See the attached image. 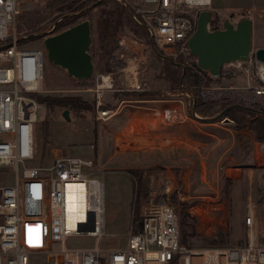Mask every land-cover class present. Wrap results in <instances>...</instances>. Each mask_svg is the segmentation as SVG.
<instances>
[{
    "label": "rangeland",
    "instance_id": "obj_1",
    "mask_svg": "<svg viewBox=\"0 0 264 264\" xmlns=\"http://www.w3.org/2000/svg\"><path fill=\"white\" fill-rule=\"evenodd\" d=\"M66 1L19 0L21 14L17 25L23 49H40L44 53L43 79L38 96L78 97L90 106L88 111L59 107L37 111L34 141L37 156L57 149L73 157L91 159L95 166L90 177L102 183L104 188L102 235L70 237L66 239V247L76 250L97 248L105 256L110 251L124 250L130 229L134 232L139 229V212L138 222H133L136 208L138 210L139 206L146 204L149 196L157 191L156 186L163 185L167 175L175 179L172 199L175 200L177 192L182 193L186 199L179 204L181 216L186 214L194 220L189 222V225L194 227L195 237L187 239L186 247L211 249L244 245L249 233L244 225L248 208L254 217V237L257 241L264 237V146L260 147V144L264 143L255 144L249 138L242 139L237 148H231L229 151L233 158L228 157L225 166L231 170L227 175L223 170L220 171L214 181L209 179L207 161L199 158L197 154L188 155L186 151L189 148L185 146V142L171 140L169 143L165 142V146L158 142L153 144L151 150H146L145 142H141V125L143 127L150 123L149 117L151 114L154 117V113H157L162 105L159 101H180L177 103L178 111H163V116L175 119L178 124H183L184 119L191 118L192 107L187 105L179 91L178 74L182 73V70L180 66L172 67L170 64L171 59L176 58L163 59L162 53L153 46L145 30L136 26L130 19L134 9L142 8L140 0H98L103 1L105 5H90L75 14L68 10H59ZM252 8L257 11L248 12ZM210 10L213 12V22L249 18L252 23V52L264 48V0H212ZM103 11L120 15L122 25L116 34L101 41L98 23ZM78 15L82 17L74 24L88 20L91 26L93 77L86 86L54 66L46 58L43 47V39L47 35L72 26L59 27ZM115 41L118 42L117 46L114 45ZM180 60L182 63L183 60ZM231 73V76L224 79L222 86H246V76L243 72L235 70ZM99 75L107 77L108 81L111 80V89L102 88L104 97L100 99L102 108L107 106L108 109L104 110L111 112L103 119L97 120L95 88ZM135 78L138 87H135ZM249 80L251 86L257 85L253 75L250 74ZM124 91L151 94L149 97L157 101L156 106L151 109L146 108L151 105L150 102H131L125 99L116 101L117 94L123 95ZM112 107L117 109L114 116H111L114 110ZM67 110L69 115L65 118L62 112ZM224 110L215 108L207 115L212 121L222 122L226 113L222 114ZM132 111H136V114L132 122H129L128 114ZM166 112L169 115H166ZM156 116L161 117L157 114ZM236 117H244L245 121L250 119L243 113H238ZM43 121H48L46 137L41 125ZM178 145L182 149L178 150L180 159L186 158L181 160V163L192 166V172L185 182L181 179L182 175L175 172L178 168H172L177 163L174 155H177L175 150ZM182 151H185V154ZM108 159L109 162L104 165V160ZM34 163H38V160ZM26 166L31 167L33 164L28 163ZM129 168H139V171L143 172L142 195L136 206V181L141 174L133 175ZM3 173L0 186L13 185L14 173L11 168L3 169ZM195 205L205 210L206 215L197 219L191 210ZM181 219L180 232L184 230ZM185 231L188 233L190 230L186 228ZM34 262L38 263V260ZM176 264H182L181 260Z\"/></svg>",
    "mask_w": 264,
    "mask_h": 264
},
{
    "label": "built area",
    "instance_id": "obj_2",
    "mask_svg": "<svg viewBox=\"0 0 264 264\" xmlns=\"http://www.w3.org/2000/svg\"><path fill=\"white\" fill-rule=\"evenodd\" d=\"M140 3L142 8L134 9L132 19L145 30L162 58H181V70L188 67L197 71L187 41L195 31L199 12L212 11V0ZM255 11L252 8L248 12ZM20 14L19 0H0V178L5 168L14 173L13 185L0 186V264H170L174 259L182 264H264V237L257 241L253 235L250 208L244 218L249 231L244 245L192 249L181 244L179 204L186 199L180 192L172 199L170 179L157 185L155 194L139 207L141 229H130L124 250L110 251L105 256L97 248L66 247L67 238L102 235L104 188L90 177L95 166L91 159L73 157L57 149L37 156V111L45 108L37 100L44 53L40 49H23L17 31ZM223 21L213 22L211 28H221ZM254 53L248 61L228 63L221 69L223 78L235 70L243 72L245 87L203 85V101L230 100L240 106L264 109V62L256 60ZM250 74L256 86L250 85ZM97 78L95 110L100 120L111 111L102 108L104 90L98 82L104 77ZM179 91L192 107L194 94L182 84ZM28 163L33 166L27 167ZM191 210L197 219L206 215L197 205Z\"/></svg>",
    "mask_w": 264,
    "mask_h": 264
},
{
    "label": "water",
    "instance_id": "obj_3",
    "mask_svg": "<svg viewBox=\"0 0 264 264\" xmlns=\"http://www.w3.org/2000/svg\"><path fill=\"white\" fill-rule=\"evenodd\" d=\"M212 23V11L199 12L195 31L187 41V48L195 57L197 68L217 81L224 65L248 61L252 53V23L249 18L235 23L224 20L222 27L217 29L211 28ZM150 41L154 46L152 40ZM91 42L90 22L82 20L58 33L47 35L43 39V47L46 58L54 66L86 86L93 77ZM114 45L117 46L118 42L115 41ZM254 55L256 60L264 62V48L257 49ZM184 71L183 69L178 82L180 85ZM232 107L245 108L235 104L227 107L222 114ZM256 113L264 117V112L256 111ZM192 114L197 117L194 104ZM62 115L68 118L69 113L63 111ZM225 120L229 122L228 119Z\"/></svg>",
    "mask_w": 264,
    "mask_h": 264
},
{
    "label": "crops",
    "instance_id": "obj_4",
    "mask_svg": "<svg viewBox=\"0 0 264 264\" xmlns=\"http://www.w3.org/2000/svg\"><path fill=\"white\" fill-rule=\"evenodd\" d=\"M224 79L226 78L222 77L219 85L221 86L223 85L222 83ZM131 92H138V91H124L123 93H131ZM103 95L102 98L104 97ZM150 95L151 94L143 93V95L136 98V97H125L117 94L115 100L121 101L125 99L131 102H142V103L150 102L151 105L146 106V108L152 109L154 106H156L155 102L157 101L153 97L152 98L149 97ZM159 102H161L162 105L159 107L158 112L154 113V117H152L153 114H151V116L149 117V121L151 120L150 123L144 125L143 127L141 125L142 128L141 142H145L146 150H151L153 144L158 142L160 144L161 143L164 144L165 142L169 143L171 140L185 142V146L187 145L189 148L186 151L188 155L197 154L199 158H203L207 161L206 162L207 166L206 165L205 166L207 167V171L209 173V179L212 181L215 180V177L217 179L218 173H220V171L223 170L224 173L227 175L228 171L231 170L227 168V166H225L228 157L230 159L233 158L232 153L229 152L231 148H237L241 140L244 138H249L251 141H254L252 135L247 129H244L242 131H236L230 126H228L232 124V121H230L228 118H224L222 122H218L220 120L212 121L211 117L202 118L198 115H196L197 117H195L191 113L192 115L191 118H186V120L184 119L183 124H178V122L175 119H170L169 116H163L164 115L163 111L169 110L170 112L171 109H172V113H174L176 110L178 111L177 108L179 106L177 105V103L180 101L168 99V100H161ZM112 109L114 110H112L111 116H114L117 114V109L115 107H112ZM135 114L136 111H132L128 114L129 122H132ZM156 114L160 115L161 117L158 118ZM166 115L169 114L166 112ZM225 119H228L229 123L228 122L226 123ZM160 120L161 122H159ZM253 143L257 144L255 141ZM260 145L261 148L264 146V144H260ZM176 148H178L175 150L177 152V155H174V158L176 159L177 163L173 165L172 168H178L175 169V172H178L179 175H182L181 179L183 180V182H185L186 177H188V175L192 172V166L181 163V160H186V158L180 159L181 154L178 150H182L181 146L178 145ZM182 152L185 154V151ZM107 162H109V159L104 160V165ZM200 162L202 164V161ZM165 168H167V166ZM132 170H139V168L136 169L129 168V172ZM141 173L143 174L142 171ZM166 178L172 180V182L175 181V179H172L171 176L169 175H167ZM142 182L144 183L143 177H142ZM143 183H142V189H143ZM138 212H139V208H138Z\"/></svg>",
    "mask_w": 264,
    "mask_h": 264
},
{
    "label": "trees",
    "instance_id": "obj_5",
    "mask_svg": "<svg viewBox=\"0 0 264 264\" xmlns=\"http://www.w3.org/2000/svg\"><path fill=\"white\" fill-rule=\"evenodd\" d=\"M64 3V2H63ZM90 5H93L94 7H101L104 6L105 3L103 1L98 0H67L65 5L61 7L59 10H68L70 12L79 13L82 10L87 9ZM131 12V11H130ZM133 11L130 14V19H132ZM82 16L78 15L77 17L73 18L72 21L65 25H59L60 28L67 27L69 25H73L76 21H78ZM120 15L115 13L112 15L111 13L107 11H103L101 13V20L98 23L99 26V39L101 41L108 39L109 37L113 36L117 33L119 28L122 25V22L120 20ZM134 22V21H133ZM137 26V25H136ZM58 27V26H57ZM171 66H179L181 64L180 58L171 59L170 62ZM180 72L178 74V78H180ZM174 76V75H173ZM222 76H220L219 80L215 81L213 80L207 73L200 71L197 69V71H194L191 68L186 67L183 75V87L189 91H191L194 94V110L195 114L205 118L208 117L207 115L211 110L215 108H221V110H224L225 108L229 106H234L235 104L230 100H218V101H212V102H205L200 96V87L203 85L208 86L210 84H216L219 85L221 82ZM207 83V84H206ZM143 95V93L140 92H131V93H124L121 96L125 97H140ZM38 102L42 103L45 106V109L52 110L55 107L59 108H65V109H81L88 111L89 105L88 103H85L78 97H62V98H55V97H42L37 96ZM103 109H108L107 106H103ZM46 110V111H47ZM92 110V108H91ZM68 111V110H67ZM256 111H260L259 107L257 105H252L249 109L248 108H240V107H232L229 110L226 111L224 118H228L232 121V124L228 125L231 128H233L236 131H242L244 129H247L250 134L252 135L255 142L264 143V117L257 115ZM264 112V109L261 110ZM238 113H243L244 115H247L250 119L245 121L244 117H241L238 119L236 115ZM190 116H192L190 114ZM42 128L46 137L47 132V126L48 121L42 122ZM47 141L45 140V143ZM133 175L141 174L137 177L136 181V197H135V206L138 205L141 197V190H142V173L139 170H132L130 171ZM179 216H181V211L179 212ZM182 217V219H181ZM180 217L181 223L184 227V230H182V234L180 232V242L183 245L187 244V239H191L195 237L194 233V227L192 225H189V222H194L192 218H189L188 215L183 214ZM179 219V220H180ZM133 222H138V210L136 208V211L133 214ZM186 228H188L190 231L186 233ZM141 229V224H139V229ZM137 232V231H136ZM170 264H176V260L170 262Z\"/></svg>",
    "mask_w": 264,
    "mask_h": 264
},
{
    "label": "bare ground",
    "instance_id": "obj_6",
    "mask_svg": "<svg viewBox=\"0 0 264 264\" xmlns=\"http://www.w3.org/2000/svg\"><path fill=\"white\" fill-rule=\"evenodd\" d=\"M132 72L134 73V69L132 68ZM136 83V84H135ZM134 84L135 87H138V83H137V79H134ZM98 86L100 88H108L109 87V81L107 77H104L103 79H101V81L98 82ZM110 112L105 113L104 115L109 114ZM195 261H198V259H194Z\"/></svg>",
    "mask_w": 264,
    "mask_h": 264
}]
</instances>
